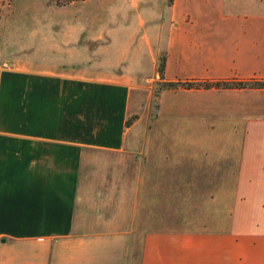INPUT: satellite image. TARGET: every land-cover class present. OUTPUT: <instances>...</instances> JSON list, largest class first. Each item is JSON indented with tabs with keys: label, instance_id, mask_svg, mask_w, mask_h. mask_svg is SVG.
Listing matches in <instances>:
<instances>
[{
	"label": "crops",
	"instance_id": "obj_1",
	"mask_svg": "<svg viewBox=\"0 0 264 264\" xmlns=\"http://www.w3.org/2000/svg\"><path fill=\"white\" fill-rule=\"evenodd\" d=\"M122 1L164 81L264 82V0ZM7 2L0 264H264V89L164 90L151 121L136 84L4 67Z\"/></svg>",
	"mask_w": 264,
	"mask_h": 264
},
{
	"label": "rangeland",
	"instance_id": "obj_2",
	"mask_svg": "<svg viewBox=\"0 0 264 264\" xmlns=\"http://www.w3.org/2000/svg\"><path fill=\"white\" fill-rule=\"evenodd\" d=\"M69 2L19 0L13 10L10 2L5 3L2 7L4 43L15 52L4 50V55H9L4 59L7 57L10 61L3 66L136 84L142 91L141 103L148 105L152 121L160 82L153 78L164 57L163 51L157 53L154 45L146 41L143 25L130 22L133 11L128 2H119L114 7H108L107 0L91 4L81 0ZM142 110L139 108L138 112ZM135 116H131L132 122Z\"/></svg>",
	"mask_w": 264,
	"mask_h": 264
},
{
	"label": "trees",
	"instance_id": "obj_3",
	"mask_svg": "<svg viewBox=\"0 0 264 264\" xmlns=\"http://www.w3.org/2000/svg\"><path fill=\"white\" fill-rule=\"evenodd\" d=\"M172 0H168L169 3H171ZM163 72H164V57L160 59V63L158 66V76L160 79V82L157 83L158 88L156 89V96H158L161 91L164 90H175L178 88L183 89H209V88H217V89H225V88H263L264 89V82H253V83H230V82H214V83H188V82H166L163 78Z\"/></svg>",
	"mask_w": 264,
	"mask_h": 264
}]
</instances>
